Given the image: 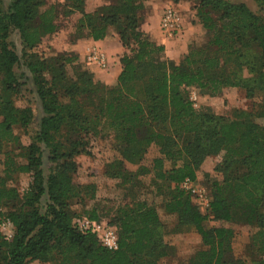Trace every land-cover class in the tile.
<instances>
[{
  "label": "trees",
  "instance_id": "16d2710c",
  "mask_svg": "<svg viewBox=\"0 0 264 264\" xmlns=\"http://www.w3.org/2000/svg\"><path fill=\"white\" fill-rule=\"evenodd\" d=\"M4 1L0 0V143L20 149L18 154H7L6 176L28 173L32 181L20 192L0 179V209L6 208L0 218L14 225L12 240L0 236V264L35 260L159 264L171 257L176 248L164 240L166 227L158 208L153 199L142 197L143 177L148 175L154 178L152 198L161 197L166 213L176 216L173 231H195L202 239L203 246L188 264H249L247 259L228 257L236 234L226 224L237 213L254 229L252 263L264 264V101L227 120L195 109L188 96L192 88L215 96L225 87L248 89L253 95L257 81L264 91V17L244 2L186 0L194 4L207 39L200 45L191 43L176 64L141 29L147 0H110L93 13L86 12V0H66L64 15L80 14L71 41L100 40L114 31L127 49L118 81L110 86L94 80L74 52L38 51L44 39L60 29L58 5L10 0L5 8ZM14 33L19 34L21 53L9 41ZM253 47L258 50L256 59L244 64V51ZM233 66H256L257 77L241 79ZM16 67L32 75L42 112L38 121L31 107L16 105L15 97L25 85V74L18 75ZM163 124L168 125L166 130ZM17 128L30 135L27 147L20 145ZM105 129L115 135L118 156L104 165V174L119 181L129 200L109 217L119 239L114 251L74 223L79 217L95 221L106 217L96 205L86 207L97 200L98 191L76 181L79 166L74 161ZM152 146L160 156L147 165L144 160ZM222 153L215 175L204 176L212 198L209 212L204 213L181 183L198 180L204 161ZM74 201L81 211L72 210ZM208 221L215 225L208 227Z\"/></svg>",
  "mask_w": 264,
  "mask_h": 264
},
{
  "label": "rangeland",
  "instance_id": "374dc122",
  "mask_svg": "<svg viewBox=\"0 0 264 264\" xmlns=\"http://www.w3.org/2000/svg\"><path fill=\"white\" fill-rule=\"evenodd\" d=\"M48 4L58 5L59 6V18L58 25L59 31L55 34H52L46 37L38 48L39 52H42L46 55H51L53 52H66L72 53L68 49V43L71 41V36L74 34L76 24L78 19L80 18V14L78 12H74V14L65 16V4L66 0H47ZM232 2H244L246 3L254 12L264 17V0H230ZM186 3V10H192L194 4L190 1H182ZM93 5V2H91ZM108 3V2H107ZM10 4V0H5L4 5L7 8ZM106 5V4H104ZM102 6V5H101ZM100 6H93L95 12ZM167 8V7H165ZM165 8L162 10H165ZM177 8V7H176ZM178 9V8H177ZM181 12L180 9H178ZM89 12V13H93ZM162 16V15H161ZM203 30L202 40L196 42L197 45L205 43L207 37L205 31ZM111 33H115L111 31ZM9 41L15 46L16 50L21 53V41L18 33H14L10 36ZM191 45V44H190ZM258 50L256 48H249L244 51L246 57L241 60L244 64L246 62L255 60L256 53ZM255 58V59H254ZM79 65L84 67L81 63L80 59ZM255 63V62H254ZM100 68V67H99ZM232 70L238 71V77L241 79H249L256 78V71L258 67H250L245 66L241 69L238 67H230ZM264 69V68H263ZM15 71L18 75H24L22 77V81L25 83L22 91L15 97V102L17 106L20 107H31L36 114V120L38 121L41 118L42 112L40 107L39 99L35 93V88L32 81V75L22 67H16ZM94 80L95 77H94ZM98 81V80H97ZM226 88V90H225ZM222 91L217 93L215 96L210 95L209 93H203L197 88H192L188 91V96L190 101L193 103L192 95L195 93L197 95V106H194L195 109L201 110H209L215 115L224 117L227 120H232L238 117V115L242 112L249 113L256 109V107L264 101V91L261 90V86L259 85V81L255 85V90L253 95L252 92H249L248 89L243 88H235V87H225ZM224 90L226 92H224ZM2 117H0V120ZM160 127V126H159ZM168 127L167 124L161 125L163 130H166ZM15 132L20 136V145L22 147H27L31 143V137L29 134L24 133L21 129H15ZM115 135L110 132V130H104L99 135L92 138L91 142L88 145L86 153H82L79 156L74 158V161L78 164L79 168L75 175L76 181L82 184L94 185L97 188V200L89 201L87 203V208H92L93 205H96L99 212L106 217H103L101 222L109 223V217L112 215L113 211L116 210L119 206L124 205L129 202L128 198L124 196V191L119 186V181L116 179H111L105 176L104 174V165L110 161H112L115 157L118 156V153L114 150L115 145ZM19 145L8 144V143H0V179H6L7 184L11 187H15L20 192L26 190L29 184L32 181L31 174L28 173H14L8 174L6 176L5 170V162L7 159V154H18V150H20ZM223 154L217 156L208 157L201 166V170L198 173V181L200 182V186H205V173L214 174V167L218 164L223 157ZM160 153L156 146H152L144 163L147 165H151L154 158L159 157ZM48 156L45 153L44 159V168L46 170V174H48L49 162L47 160ZM129 168L131 170L137 169V166L130 165ZM151 176L143 177V181L145 183V189L142 192L143 198H147L149 200H154L157 208H161L162 201L161 199H155L153 197V193L150 189V178ZM125 197V198H124ZM194 201V200H193ZM195 203V201H194ZM196 204V203H195ZM199 207V206H198ZM72 210L79 209L81 211L82 207H80L79 203L74 201L72 204ZM200 208V207H199ZM201 209V208H200ZM1 212L6 211V208L3 207L0 209ZM203 212V210L201 209ZM0 224L3 220L0 218ZM162 220L165 223L166 232L164 234V240L169 243L171 246L176 248L175 253L171 255V257L161 259L159 264H188L191 257L203 246L202 239L198 233L195 231H184V232H175L173 231L174 226L176 224V216L175 215H163ZM110 225V224H109ZM208 227H212L215 225L214 222L208 221ZM228 227L232 228L235 231V238L232 243V251L229 253V258L234 259H247L249 264H253L251 259L256 257V248L253 246L252 234L254 229L244 223L241 220V216L237 213L234 215L233 220L226 224ZM1 229V228H0ZM0 236L6 238L2 231L0 230ZM29 264H53L51 262H40V261H31Z\"/></svg>",
  "mask_w": 264,
  "mask_h": 264
},
{
  "label": "crops",
  "instance_id": "0c3cea01",
  "mask_svg": "<svg viewBox=\"0 0 264 264\" xmlns=\"http://www.w3.org/2000/svg\"><path fill=\"white\" fill-rule=\"evenodd\" d=\"M91 2H93V0L85 1V10L88 13L95 10L92 8L93 6L97 7L104 4H109L113 1L94 0L93 5H91ZM169 6H175L182 12V32L180 35L174 38H167L162 32L160 24L162 10ZM146 7L147 13L141 24V29L147 33L158 45H162L165 49L166 56L178 64L182 56L188 52L190 44L202 40L203 30L201 24L198 22L196 14L190 9L189 11L186 10V3L182 1L175 3L172 0H147ZM92 47H97L106 54L109 61L108 67L106 69H101L97 65L90 64L88 62V57L90 54L89 50ZM68 48L69 51H72L78 55L81 63L84 65V69L93 74L96 80L101 81L106 85H116L118 77L122 71L121 58L127 52V49L123 47L116 33H110L105 38L100 40L81 38L76 41H70L68 43ZM225 90L224 92H226ZM166 167L170 168V165L166 164ZM150 178L151 184L154 178L152 176ZM159 182L163 183L162 181ZM157 199H161L162 201L161 197H157ZM158 213L161 220L164 214L169 215L166 213L163 207V201L161 208H158Z\"/></svg>",
  "mask_w": 264,
  "mask_h": 264
},
{
  "label": "built area",
  "instance_id": "2783aa9c",
  "mask_svg": "<svg viewBox=\"0 0 264 264\" xmlns=\"http://www.w3.org/2000/svg\"><path fill=\"white\" fill-rule=\"evenodd\" d=\"M161 30L167 38H174L182 32V15L175 6L165 8L161 16ZM90 54L88 62L95 64L101 69L108 67V58L106 54L97 47H92L89 50ZM192 100L194 106H197V95L193 93ZM181 188L189 192L195 203L203 210L204 213L209 212L211 207V196L205 186H200L198 180L185 179L181 183ZM75 225L81 232H90L96 234L104 247L110 250H117L119 247L118 234L115 227L110 226L106 222L90 220L87 217H79L74 221ZM0 230L7 240H12L14 237V225L8 219H5L0 224Z\"/></svg>",
  "mask_w": 264,
  "mask_h": 264
}]
</instances>
